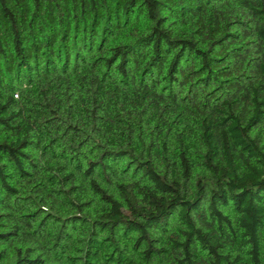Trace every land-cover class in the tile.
Returning <instances> with one entry per match:
<instances>
[{
  "label": "trees",
  "instance_id": "16d2710c",
  "mask_svg": "<svg viewBox=\"0 0 264 264\" xmlns=\"http://www.w3.org/2000/svg\"><path fill=\"white\" fill-rule=\"evenodd\" d=\"M0 264H264V0H0Z\"/></svg>",
  "mask_w": 264,
  "mask_h": 264
}]
</instances>
